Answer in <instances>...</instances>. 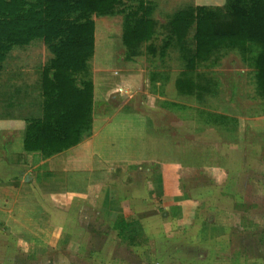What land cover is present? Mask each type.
Wrapping results in <instances>:
<instances>
[{
    "label": "rangeland",
    "instance_id": "rangeland-1",
    "mask_svg": "<svg viewBox=\"0 0 264 264\" xmlns=\"http://www.w3.org/2000/svg\"><path fill=\"white\" fill-rule=\"evenodd\" d=\"M139 1L123 0L112 15H92L96 24V50L87 62L85 76L78 80H94L98 103L103 102L101 100L106 94L120 96L123 90H128L124 98L128 96L132 100L140 89L151 90L157 95L155 90L148 88L151 84L159 87L160 93L163 88L167 94L162 97L161 105L177 110L172 115L160 113L158 120L166 128V134L170 130L169 125L176 121L177 139L188 148H192L191 143L200 142L196 140L195 125H191L194 121L220 123L226 132L239 124L245 137L252 133L253 128L263 127L264 99L258 93L253 68L258 52L256 48L249 52H221L210 62L199 63L195 71H190L199 87L193 95H181L174 82L187 71L188 59L194 53L192 37L182 44L172 38V45L163 57L159 53L154 56L147 49L154 45L159 52L164 42L170 39L168 22L176 12L199 6L222 8L226 0H146L155 7L152 18L157 21L156 35L152 42L141 44L138 56L132 60L135 64L127 68L125 64L129 61L124 59L126 49L122 42L124 21L126 13L135 9ZM52 59L48 45L41 40L25 47L15 46L8 53L0 66V120L5 115L19 118L29 115L31 119L42 116L45 100L42 76ZM130 95L135 97L130 98ZM154 98L156 101H152L151 106H156L159 101ZM100 103L97 116L104 109L103 105L100 109ZM121 117L118 115L115 121ZM208 135L211 138L215 134L209 132ZM161 148V152L167 149ZM173 154L176 156H170V159L174 160L178 156L176 151ZM239 154L252 155L253 161L244 166L247 170L239 179L241 187L233 188L238 180L231 177L230 186L219 189V195H209L207 202L210 205L227 208L206 211L207 217L200 226L184 227L179 217L183 215L180 208L190 205L177 197L157 196L158 204L145 200L141 207L146 212L139 218L136 204L131 202L135 199L124 196V189L122 192L121 188L115 187L110 189L113 192L107 201L102 196L97 198L95 213L89 211L85 203H82L84 210H74L72 216L80 219L81 227L69 228L68 235L76 241L67 239L58 251L55 247L51 252L42 249L43 255L48 257L36 264H48L50 260L55 261L52 264H264V151L256 153L254 147L243 148ZM249 182L254 183L252 194L247 193ZM205 184V179L186 182L190 189ZM166 205L172 210L164 212ZM174 206L180 208L175 209ZM229 206L232 209H228ZM137 219L140 220L139 226L128 225ZM94 220L95 227H90L88 223ZM78 229L80 231L73 234ZM7 247L9 251L17 250L14 243ZM8 261L18 262L17 259Z\"/></svg>",
    "mask_w": 264,
    "mask_h": 264
},
{
    "label": "crops",
    "instance_id": "crops-1",
    "mask_svg": "<svg viewBox=\"0 0 264 264\" xmlns=\"http://www.w3.org/2000/svg\"><path fill=\"white\" fill-rule=\"evenodd\" d=\"M134 64L135 61H129L125 66L132 68L130 65ZM174 82L176 87V80ZM93 83L92 130L79 145L69 150L47 157L28 153L24 149V137L30 116L5 115L0 120V227L4 230L0 229L1 264H36L48 257L43 255L42 249L51 252L55 247L58 251L67 239L76 241L69 237L68 230L81 225L72 212L84 210L82 203H85L88 210L95 213L97 198L102 196L107 201L113 192L110 189L115 187L122 192L124 189V196L135 199L131 202H135L138 216L146 212L141 207L145 200L158 204L157 196L177 197L190 205L188 208L173 207L182 211L179 217L184 227H198L206 219V211L227 208L210 205L209 195L230 186L231 177L238 180L233 188L241 187L239 179L247 170L244 166L253 161L252 155L241 156L239 152L253 147L256 153L264 151V125L251 128L252 133L245 137L239 124L226 132L220 123L194 121L191 125H195L196 140L200 142L191 143L192 148L184 146L177 139L176 121L169 125L166 134V128L157 117L160 113L175 114L177 108L163 107L162 97L167 93L163 88L158 92L160 88L152 84L148 88L155 90L157 95L143 89L132 100L128 96L124 98L128 90H123L120 96L106 94L103 102L99 101L100 109L104 106L103 112L97 116V86ZM154 97L159 101L151 106V102L156 101ZM118 115L122 117L115 121ZM209 132L215 134V139L214 136L210 138ZM162 146L167 148L163 152ZM172 151L180 158L170 159L176 156ZM146 167L149 168L145 170ZM195 179H205L207 184L190 189L186 182ZM248 189L247 193L252 194L254 183L249 182ZM164 209V212L170 211L172 207L166 205ZM236 209L239 210V206ZM139 222L137 219L128 225L139 226ZM88 225L95 227V220ZM12 243L17 250L10 247L11 252L7 245ZM35 247L37 249H33ZM53 262L50 260L48 264Z\"/></svg>",
    "mask_w": 264,
    "mask_h": 264
},
{
    "label": "trees",
    "instance_id": "trees-1",
    "mask_svg": "<svg viewBox=\"0 0 264 264\" xmlns=\"http://www.w3.org/2000/svg\"><path fill=\"white\" fill-rule=\"evenodd\" d=\"M123 0H0V66L15 46L41 40L53 54L44 69L43 114L27 121L24 149L51 156L80 144L93 125L95 87L93 81L78 80L87 72V62L96 50V24L92 15H112ZM153 4L140 0L126 13L122 42L126 61L138 56L143 43L152 42L157 21ZM170 39L159 52L163 57L172 38L182 44L188 37L194 53L187 71L176 80L181 95L199 88L190 71L208 63L221 52L258 50L253 60L259 95L264 99V0H226L224 7H190L176 12L168 22ZM193 33V34H191ZM236 123L237 121L234 120Z\"/></svg>",
    "mask_w": 264,
    "mask_h": 264
}]
</instances>
